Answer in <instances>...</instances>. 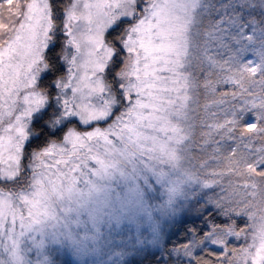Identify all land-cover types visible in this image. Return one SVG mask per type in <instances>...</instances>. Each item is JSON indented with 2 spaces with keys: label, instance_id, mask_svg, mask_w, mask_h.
Instances as JSON below:
<instances>
[{
  "label": "snow or ice",
  "instance_id": "6c2138e0",
  "mask_svg": "<svg viewBox=\"0 0 264 264\" xmlns=\"http://www.w3.org/2000/svg\"><path fill=\"white\" fill-rule=\"evenodd\" d=\"M0 264H264V0H0Z\"/></svg>",
  "mask_w": 264,
  "mask_h": 264
},
{
  "label": "trees",
  "instance_id": "16d2710c",
  "mask_svg": "<svg viewBox=\"0 0 264 264\" xmlns=\"http://www.w3.org/2000/svg\"><path fill=\"white\" fill-rule=\"evenodd\" d=\"M179 236H180V238L182 239V233L181 234H178ZM177 239V237L176 236H174L173 237V240H176Z\"/></svg>",
  "mask_w": 264,
  "mask_h": 264
},
{
  "label": "rangeland",
  "instance_id": "374dc122",
  "mask_svg": "<svg viewBox=\"0 0 264 264\" xmlns=\"http://www.w3.org/2000/svg\"><path fill=\"white\" fill-rule=\"evenodd\" d=\"M259 143V140H255V141H253V144L255 145V144H258Z\"/></svg>",
  "mask_w": 264,
  "mask_h": 264
}]
</instances>
